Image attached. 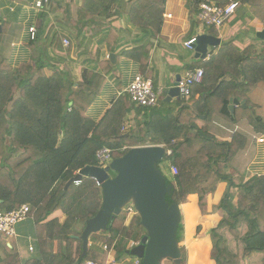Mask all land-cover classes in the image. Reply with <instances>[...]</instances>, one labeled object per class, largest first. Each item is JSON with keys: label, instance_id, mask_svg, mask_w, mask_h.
<instances>
[{"label": "trees", "instance_id": "trees-1", "mask_svg": "<svg viewBox=\"0 0 264 264\" xmlns=\"http://www.w3.org/2000/svg\"><path fill=\"white\" fill-rule=\"evenodd\" d=\"M163 1L128 0L121 4V12L131 24L149 28L155 36ZM193 1L198 5L202 0ZM212 1L224 5L231 0ZM236 1L250 4L252 12L264 17V0ZM114 2L81 0V19L75 20L76 25L91 23L94 16L105 14ZM50 4L52 8L56 6L54 2ZM5 24L1 18L0 36ZM30 46L29 61L16 69L6 59L0 61V209L29 206L27 217L34 223L40 257L24 264H83L86 259L103 263L105 255L93 247L82 263L78 261L82 243L81 230L76 228L77 223L84 226L85 220L100 208V186L95 179L83 177L80 183H71L62 196L60 192L80 168L100 165L96 158L98 149L110 148L114 158L125 154L131 146L148 144H160L170 151L158 163L159 168L166 163V182L172 185V192L166 196L169 203L180 206L188 201L189 194H197L201 214H208L207 195L215 192L218 181L227 182L224 195L212 209L224 210L209 233L210 257L215 264H244L245 258L255 255L264 264V174L236 183L227 169L243 136L234 133L229 142L218 141L207 127L215 114L212 101L222 102L226 116L235 114L228 108L229 97L241 101L248 88L264 81V56H248L237 51L231 42L224 43L203 62L202 81L191 88L190 98L199 95L194 103L177 99L174 105L161 100L154 107L137 106L125 93L96 123L86 111L99 94L104 75L87 69L81 81H74L68 72L52 67L33 43ZM145 48L141 56L144 60L148 57V46ZM222 56H228L229 62L217 65ZM107 63L113 66L110 58ZM245 103L240 108L250 110L249 123L261 126L247 100ZM131 110L136 113L135 125L124 131L123 124ZM201 120L204 124L199 126L197 121ZM125 133L127 136H122ZM170 165L176 166V174H171ZM232 188H237L235 194ZM234 196L235 205L231 201ZM56 210L63 212V222L52 219L41 223ZM125 219L124 214L115 217L105 231L92 234L91 240L126 251L140 241L144 230L138 215L127 225ZM181 250V264H186L185 251ZM199 252L193 254V260H197ZM163 263L173 264L170 259ZM0 264H21L15 247H8L1 234Z\"/></svg>", "mask_w": 264, "mask_h": 264}, {"label": "crops", "instance_id": "crops-1", "mask_svg": "<svg viewBox=\"0 0 264 264\" xmlns=\"http://www.w3.org/2000/svg\"><path fill=\"white\" fill-rule=\"evenodd\" d=\"M125 1L128 0H115L105 14L94 16L91 23L76 25L75 20L81 19V0H51L50 3L54 2L56 5L54 8L50 3L36 8L33 5L34 0H0V17L6 21L4 33L0 36V61L6 59L13 69L18 68L21 63L29 61L30 44L33 43L52 67L68 72L74 81H81L82 74L87 69L103 74L105 80L99 94L86 111V114L98 123L112 103L126 93V88L137 73L149 78L157 89L164 92L172 86L177 75L181 76L188 69L202 68L203 62L209 59L210 54L217 52L224 43L231 42L237 51L248 56H264V38L258 36V32L264 30V17L252 12L250 4L239 3L233 17L220 28H215L202 27L199 24L196 19L197 5L193 0H164L159 32L154 36L149 28L135 26L129 22L127 16L121 12V4ZM30 26L36 29L34 39H31L28 31ZM200 33L220 40L219 45L208 47L209 57L206 59L196 58L194 48L187 49L183 45L185 40ZM64 38L69 39L67 46L63 44ZM147 46L148 57L144 60L141 57L142 50L146 51ZM109 58L112 67L107 63ZM227 62L228 56H222L217 65H225ZM50 71L48 70V73ZM253 86L247 89L246 98L241 101H235L234 96L229 97L228 108L231 113L234 110L235 114L226 116L222 102L212 101L215 114L207 125L209 132L218 141L229 142L234 133L243 136L244 139L238 143L239 148L227 169V173L233 175L236 183L244 182L254 175L264 174V140L258 141L259 138L264 139V81H259ZM198 96L196 94L193 98L182 100L192 104ZM202 97L204 98L205 94ZM177 99L181 98L174 97L166 102H172L174 105ZM161 100L164 101L163 95L159 98V101ZM246 100L261 126L251 125L248 121L250 110L240 108V105L245 107ZM70 107L71 105L68 110ZM135 116V110L127 114L123 124L124 131L135 125ZM197 124L202 126L204 120L197 121ZM226 189L227 182L220 180L216 184L215 192L207 195L208 214H201L197 194H189L188 201L179 206L183 221L177 238L180 247L185 251L186 264H197V261L200 264H215L210 257L209 233L224 215V210L212 209L213 205L220 202ZM231 192L235 194L237 188H232ZM231 201L235 205L236 197ZM191 213L194 216L192 223L185 220ZM64 218L63 212L56 210L41 223L52 219L63 222ZM83 227L82 223L76 225L81 231ZM15 231V236L3 240L8 247H15L21 264L32 258H39L33 220L27 217L17 223ZM131 244L132 242L129 246ZM104 245L106 244L90 238L89 248L103 252L105 259L113 258V248L107 247L108 249L104 250ZM30 246L33 247L32 251L29 250ZM56 249L55 242L54 251ZM196 251L201 252L197 260H193ZM259 259L260 256L255 255L253 258H245L243 263L260 264ZM124 264H131V261L125 260Z\"/></svg>", "mask_w": 264, "mask_h": 264}, {"label": "water", "instance_id": "water-1", "mask_svg": "<svg viewBox=\"0 0 264 264\" xmlns=\"http://www.w3.org/2000/svg\"><path fill=\"white\" fill-rule=\"evenodd\" d=\"M42 1L49 5L51 0ZM258 36L264 38V30L258 32ZM219 42V38L209 34H197L195 57L205 59L208 47L217 46ZM179 78L180 75H177L172 86L163 92L164 101L174 97L184 99L177 88ZM122 136H127V133ZM168 153L166 147L160 144L131 146L125 154L112 158L105 166L85 165L66 182L60 196L71 183L83 177L95 179L102 193L100 208L85 220L79 236L82 243L79 262L82 263L88 252L92 234L105 231L123 208L132 204L144 234L139 242L125 252L131 258L140 259L142 264H163L166 259H170L173 264H181L182 250L177 240V230L182 215L177 203L166 200V196L172 192V185L166 182L165 173L158 167V163ZM110 171L115 174L111 176Z\"/></svg>", "mask_w": 264, "mask_h": 264}, {"label": "built area", "instance_id": "built-area-1", "mask_svg": "<svg viewBox=\"0 0 264 264\" xmlns=\"http://www.w3.org/2000/svg\"><path fill=\"white\" fill-rule=\"evenodd\" d=\"M33 5L36 8H40L44 5V2L42 0H34ZM238 6L239 2L236 0H231L224 5H219L212 0H202L197 5L196 19L202 27L220 28L233 17ZM28 31L30 33L31 39H34L36 34L35 27L30 26L28 28ZM195 40L196 35L191 36L183 42L184 47H186L187 49H193ZM63 44L67 46L69 44V39L64 38ZM208 57L209 56L207 54L206 58ZM203 75V69L201 67H197L194 69L186 70L180 76L177 83V88L180 95H182L184 99L188 100L190 98L191 88L193 87V85L198 84L202 81ZM126 93L129 95L131 101L135 105L144 107H154L158 105L159 98L161 95H163L162 89H157L154 83L149 78L143 76L141 73H137L134 76L133 80L126 88ZM263 140V138L258 139V141L260 142H262ZM96 158L100 163L99 166H105L113 158L112 150L108 147H102L97 150ZM170 172L171 174H176V166L170 165ZM80 181L81 180H78L74 183L78 184L80 183ZM28 211L29 206L26 204L22 205L19 208L11 210L0 209V234L3 236V238L15 236L16 224L27 218ZM121 213L125 215L127 221H130L131 217L136 215V211L132 204H127L123 208ZM103 249L107 250L108 248L106 245H104ZM29 250L32 251L33 247L30 246ZM83 264H116V260L113 258H107L103 263H101L94 259H86L84 260ZM135 264H140V259L135 258Z\"/></svg>", "mask_w": 264, "mask_h": 264}, {"label": "rangeland", "instance_id": "rangeland-1", "mask_svg": "<svg viewBox=\"0 0 264 264\" xmlns=\"http://www.w3.org/2000/svg\"><path fill=\"white\" fill-rule=\"evenodd\" d=\"M200 24V23H199ZM252 88H254V86L252 87ZM182 100V99H181ZM160 168H161V170L163 171V172H165V165H163V163H161L160 164ZM166 172H167V170H166ZM122 214V213H121ZM121 214L119 215V216H121ZM123 215V214H122ZM194 216H193V213H191V214H189V216H188V219H185L187 222H193V220H194V218H193ZM132 218V217H131ZM183 221V217H182V219H181V222ZM129 222L130 221H127L126 219H125V224L127 225V224H129ZM112 256H113V258L116 260V263L117 264H124V261L125 260H130L131 261V264H133V258H131L130 257V255L129 254H127L126 252H125V250L123 251V250H121V249H116V250H112ZM106 260V259H105ZM164 264V263H163Z\"/></svg>", "mask_w": 264, "mask_h": 264}]
</instances>
